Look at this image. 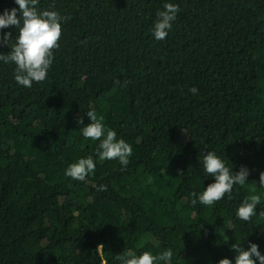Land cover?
Returning a JSON list of instances; mask_svg holds the SVG:
<instances>
[{
  "label": "trees",
  "instance_id": "trees-1",
  "mask_svg": "<svg viewBox=\"0 0 264 264\" xmlns=\"http://www.w3.org/2000/svg\"><path fill=\"white\" fill-rule=\"evenodd\" d=\"M165 3L180 10L157 41ZM14 7L0 0V14ZM38 10L62 17L46 79L22 86L0 60V264H122L129 250L168 249L169 264H235L231 245L249 242L264 255V0H39ZM7 32L4 55L19 29ZM87 111L132 146L126 167L82 135ZM208 151L233 175L249 170L210 206L198 199L214 182ZM88 156L94 173L65 174Z\"/></svg>",
  "mask_w": 264,
  "mask_h": 264
},
{
  "label": "clouds",
  "instance_id": "clouds-1",
  "mask_svg": "<svg viewBox=\"0 0 264 264\" xmlns=\"http://www.w3.org/2000/svg\"><path fill=\"white\" fill-rule=\"evenodd\" d=\"M39 0H15L18 8L5 9L0 14V29L18 28L19 35L16 42L10 46L7 55L0 54V60L5 63L14 62L15 80L18 84L31 87L33 81L41 82L46 79L49 68L53 63V50L59 47V40L62 35L60 21L62 17L56 11L38 10ZM179 6L174 3H165L162 11L157 12V19L153 26L152 34L157 41L163 40L168 35V30L172 27V21L176 19ZM19 13V15H18ZM12 33H0V44H9ZM192 94H197L195 87L189 89ZM91 123L81 130L85 138L100 140L97 149L101 160L118 159L122 166L129 164V157L132 155V146L124 139H116L117 133L112 129H106L103 124V117H98L94 111H87ZM83 124V118L77 121ZM203 166L206 173L214 177V182L205 187L198 199L201 204L210 206L231 193L236 184L244 185L247 181L249 170L241 166L238 172L233 175L231 170L215 151H208L203 158ZM96 164L92 156L80 158L77 162L69 165L66 175L74 180L83 181L89 173H94ZM259 184L264 186V172L260 173ZM106 190L104 185L98 191ZM193 196L196 193L192 194ZM261 197L258 194L247 197L239 206L236 216L243 221H250L256 215L257 205ZM193 204L196 200L192 201ZM264 215V212L260 213ZM231 248L235 250V264H264V255L259 251L256 243L249 242V247L234 243ZM173 256L171 249L161 253L159 256L153 255L149 251L142 252L137 256L129 250L124 256L119 257L122 264H158L163 261L169 264ZM255 258V259H254ZM218 264H232V260L223 258Z\"/></svg>",
  "mask_w": 264,
  "mask_h": 264
},
{
  "label": "built area",
  "instance_id": "built-area-1",
  "mask_svg": "<svg viewBox=\"0 0 264 264\" xmlns=\"http://www.w3.org/2000/svg\"><path fill=\"white\" fill-rule=\"evenodd\" d=\"M104 264V263H103Z\"/></svg>",
  "mask_w": 264,
  "mask_h": 264
}]
</instances>
